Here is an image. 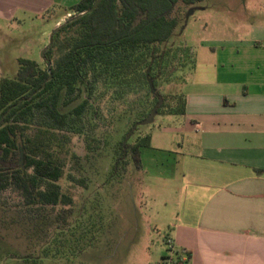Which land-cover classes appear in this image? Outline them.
Masks as SVG:
<instances>
[{"label": "rangeland", "instance_id": "rangeland-1", "mask_svg": "<svg viewBox=\"0 0 264 264\" xmlns=\"http://www.w3.org/2000/svg\"><path fill=\"white\" fill-rule=\"evenodd\" d=\"M79 2L55 0L45 20L25 17L11 28L1 26L0 46L10 53L1 55L4 64L8 61L2 76H16L18 57L51 69L58 58L56 50L46 55L58 28L53 25L58 20L62 26L73 17L70 10ZM175 14L181 23L169 50L171 64L154 74L160 96L185 95L201 51L245 34L248 23L264 17V0H202L192 6L179 4ZM72 34L67 32L62 40ZM15 39L19 43L12 45ZM171 67L172 76L167 75ZM81 102L82 97L64 106L62 98L59 109L68 113ZM90 103L75 132L66 133L69 141L61 153L65 172L59 185L61 193L73 199L71 206L26 207L19 193H0V264H169L176 259L179 252L168 243L170 227L146 208L140 171L129 155L115 161L116 143L125 138L132 145L139 137H150L159 125L162 114L152 124L134 126L149 115L154 96L144 84L132 90L105 89L100 82Z\"/></svg>", "mask_w": 264, "mask_h": 264}, {"label": "crops", "instance_id": "crops-1", "mask_svg": "<svg viewBox=\"0 0 264 264\" xmlns=\"http://www.w3.org/2000/svg\"><path fill=\"white\" fill-rule=\"evenodd\" d=\"M54 1L0 0V27L45 20ZM218 45L198 57L185 114H164L149 134L141 195L188 264H264V17Z\"/></svg>", "mask_w": 264, "mask_h": 264}, {"label": "trees", "instance_id": "trees-1", "mask_svg": "<svg viewBox=\"0 0 264 264\" xmlns=\"http://www.w3.org/2000/svg\"><path fill=\"white\" fill-rule=\"evenodd\" d=\"M95 1L80 0L70 10L75 15L53 35L46 55L56 50L58 58L51 68V80L41 91L37 92L49 78L41 62L21 58L16 76L0 80V193H19L26 207L71 206L73 199L62 194L59 185L65 172L61 153L68 134L75 132L91 105L95 86L102 82L105 89L132 90L144 84L153 95L150 78L159 93L158 73L154 74L171 64L169 50L181 23V16L175 14L177 7L202 0H101L89 12ZM69 31L72 36L63 41ZM172 70L167 75L172 76ZM153 96L149 114L158 103ZM161 96L157 115L185 114L184 95ZM81 97L82 102L68 113L60 111L62 98L64 106H69ZM149 145V136L139 137L132 145L124 138L116 143L115 161L129 155L139 171L141 150ZM189 257L179 252L171 264H188Z\"/></svg>", "mask_w": 264, "mask_h": 264}, {"label": "water", "instance_id": "water-1", "mask_svg": "<svg viewBox=\"0 0 264 264\" xmlns=\"http://www.w3.org/2000/svg\"><path fill=\"white\" fill-rule=\"evenodd\" d=\"M100 1H101V0H96V1L94 2V4H93L92 8L89 10V12H93V11L98 7ZM193 11H194V9H192V10L190 11L189 14H192ZM59 28H60V27H58V28H56V29L54 30V32L52 33V36L57 32V30H58ZM51 43H52V38L50 39V45H51ZM50 45H49V46H50ZM43 52H44V51H43ZM43 52H42V57H43ZM50 67H51V66L48 64V65H47V68H48V72H49V78L47 79V81L43 84V86H42L37 92L41 91V90L45 87L46 83H47L48 81L51 80V78H52V73H51V69H50ZM148 83H149V88H150L151 93H152L153 95H155V96L158 98V103H157V105L152 109L151 113H150V114H149L144 120L140 121L136 126H138V125L143 126V125H147V124H152V123L154 122L155 116L157 115V110H158V108H159V107L161 106V104L163 103V98H162V97L156 92V89H155V87H154V85H153V81H152V79L149 78V79H148ZM37 92H36V93H37ZM36 93H34L33 95H35ZM20 102H21V101H19V103H20ZM19 103H18V104H19ZM15 106H17V105H15ZM15 106L11 107V109L14 108Z\"/></svg>", "mask_w": 264, "mask_h": 264}, {"label": "built area", "instance_id": "built-area-1", "mask_svg": "<svg viewBox=\"0 0 264 264\" xmlns=\"http://www.w3.org/2000/svg\"><path fill=\"white\" fill-rule=\"evenodd\" d=\"M168 243H169V244H172V242H171L170 240L168 241ZM182 261H184V262L187 261V258L184 257V258L182 259ZM169 264H171V262H169Z\"/></svg>", "mask_w": 264, "mask_h": 264}]
</instances>
